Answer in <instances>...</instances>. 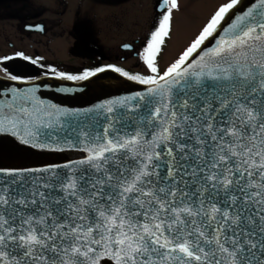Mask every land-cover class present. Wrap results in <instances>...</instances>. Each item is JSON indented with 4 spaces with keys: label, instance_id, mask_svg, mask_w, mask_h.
<instances>
[{
    "label": "snow or ice",
    "instance_id": "obj_1",
    "mask_svg": "<svg viewBox=\"0 0 264 264\" xmlns=\"http://www.w3.org/2000/svg\"><path fill=\"white\" fill-rule=\"evenodd\" d=\"M240 5H220L162 71L180 3L161 0L139 53L150 74L107 66L145 86L134 94L73 109L0 87V134L80 153L0 167V264H264V0Z\"/></svg>",
    "mask_w": 264,
    "mask_h": 264
},
{
    "label": "flooded vegetation",
    "instance_id": "obj_2",
    "mask_svg": "<svg viewBox=\"0 0 264 264\" xmlns=\"http://www.w3.org/2000/svg\"><path fill=\"white\" fill-rule=\"evenodd\" d=\"M160 2L161 0H0V25L5 27L8 23L15 32L14 37H17L18 40L27 38L30 40V45H46L50 41H59L57 46H60L63 41H71V46L80 44L79 54L84 55L86 59L73 72L65 71L71 75H82L85 71H93L108 65L121 67L130 74H150L148 69L144 71L140 68L139 53L143 51L152 31L158 25V18H162V14L157 7ZM207 2L208 0H203L197 5L198 8L195 9H197L198 14L201 11H207V7H205ZM179 3V10L173 12L171 32L158 56V65L162 71L170 62V60L163 62L162 53L171 41L170 38L176 23L180 18H183L181 25L185 26L189 24L192 17V11L188 13L185 10L186 3L183 5L184 0H179ZM120 4L124 5V10L128 5L133 7L134 10L128 9L126 11L133 16L130 20L131 25H127L120 31L111 34L106 33V36L98 39L95 34L97 32L95 23L93 22L94 9L99 7L100 10H104L113 5L119 7ZM219 6L220 4L215 7L213 13ZM178 11L182 12L179 17H177ZM147 16L150 17V24L146 33L143 34L139 28V20L142 21L144 18H148ZM210 17L206 18L205 24ZM37 26H42L43 30H39ZM97 39L104 47L98 44ZM8 43L10 46H17L19 42L9 40ZM124 44H130L131 48H124ZM17 52H22L33 59H40L38 63L33 64L31 60L16 56ZM11 56L12 59H15L13 69L7 71L15 76L54 73L53 69H55V72L62 69L51 64V61L47 63L44 60L42 61L36 48L34 52H28V50L25 51L20 47H16L13 53L11 52ZM130 61H132L131 66L127 65ZM39 62L43 63V67L46 69L39 68Z\"/></svg>",
    "mask_w": 264,
    "mask_h": 264
},
{
    "label": "water",
    "instance_id": "obj_3",
    "mask_svg": "<svg viewBox=\"0 0 264 264\" xmlns=\"http://www.w3.org/2000/svg\"><path fill=\"white\" fill-rule=\"evenodd\" d=\"M250 2L251 0H243L244 5L238 6L239 10H245ZM101 68H105V71L97 72L86 80L75 81L52 73L20 77V80L12 81L10 76L0 73V87L6 90L8 87L27 89L37 86L41 98L73 109H87L109 99L134 94L145 87L107 66ZM61 89H69V91H61ZM79 155L80 153L71 150L55 152L35 149L21 144L14 137L0 134V167L6 169H33L59 165L74 160Z\"/></svg>",
    "mask_w": 264,
    "mask_h": 264
},
{
    "label": "rangeland",
    "instance_id": "obj_4",
    "mask_svg": "<svg viewBox=\"0 0 264 264\" xmlns=\"http://www.w3.org/2000/svg\"><path fill=\"white\" fill-rule=\"evenodd\" d=\"M202 1L203 0H184L183 5L186 3L185 10H187L188 13L192 11V17L189 20V24H186L185 26L181 25L183 18H180L179 21L176 23L173 34L171 35L170 38L171 41L169 44L166 45V48L162 53L163 62H167L168 60H170L169 62L170 64L176 58H178L179 54L199 34L201 28L206 22V18L211 16L215 7L219 4L221 5L223 2L227 0H208V2L205 5V7H207V11L205 12L201 11L200 14H198L197 9L195 8ZM128 9H133V7L131 5H128V7L124 10V5L120 4L119 7L113 5L108 9H104V10H100L99 7L95 8L93 12V16H94L93 22L95 23V27L97 31L95 32V34L97 35L98 39H101V37L106 36V33L111 34L120 31L127 25H131L130 20L133 18V16L126 12ZM181 13L182 12L178 11L177 17H179ZM139 22H140L139 28L142 31V33L145 34L150 24V17L144 18L142 21L139 20ZM14 33L15 32H13V28H11V26L8 23L5 27H3V25H0V57H1L0 73L4 75L10 76L12 74L7 70L13 69V62L15 59L5 60L3 58L6 56L12 57L11 52L13 53V50L16 47H20L25 51L28 50V52H34V49L36 48L37 51H39L42 61L44 60L46 61V63L48 61H51V64L55 65L58 68H62V69H58L61 71H57V72H63V71L73 72V70H76L77 67H80V65L83 64L84 60L86 59L84 55L79 54L80 44H77L76 46H71V41L69 42L63 41V43L60 44V46H57L59 41L58 42L50 41L46 45L44 44L30 45L29 44L30 40H28L27 38L18 40L17 37H14ZM98 39H97L98 44L104 47V45L100 43ZM9 40H12V42L16 40V42L19 43L17 46L14 45L10 46L8 43ZM131 62L132 61L128 62L127 65L131 66L132 65ZM140 62H141L140 68L146 71L147 67L144 64V62H142V60ZM39 64H40L39 68H45L43 67V63L39 62Z\"/></svg>",
    "mask_w": 264,
    "mask_h": 264
},
{
    "label": "trees",
    "instance_id": "obj_5",
    "mask_svg": "<svg viewBox=\"0 0 264 264\" xmlns=\"http://www.w3.org/2000/svg\"><path fill=\"white\" fill-rule=\"evenodd\" d=\"M64 72V71H63ZM64 73H66V72H64ZM67 74H69V73H67Z\"/></svg>",
    "mask_w": 264,
    "mask_h": 264
}]
</instances>
